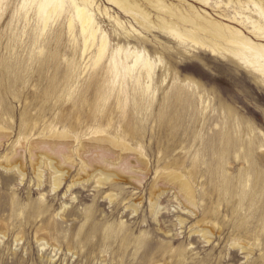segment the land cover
<instances>
[{"label": "rangeland", "instance_id": "374dc122", "mask_svg": "<svg viewBox=\"0 0 264 264\" xmlns=\"http://www.w3.org/2000/svg\"><path fill=\"white\" fill-rule=\"evenodd\" d=\"M164 1L188 12L191 4L264 44L252 27L264 30V21L246 0ZM31 6L0 0V165L26 175L21 182L0 168V264H264L262 74L159 28L142 30L109 0H93L110 49L95 64L97 48L69 25L65 8L44 30ZM116 49L124 67L127 50L147 54V91L124 72L103 73ZM96 131L141 150L149 168L136 152L94 145ZM53 169L68 174L57 191ZM101 170L114 172L108 186L90 177ZM169 172L188 181L195 208L162 179ZM152 199L161 206L156 219Z\"/></svg>", "mask_w": 264, "mask_h": 264}, {"label": "bare ground", "instance_id": "6f19581e", "mask_svg": "<svg viewBox=\"0 0 264 264\" xmlns=\"http://www.w3.org/2000/svg\"><path fill=\"white\" fill-rule=\"evenodd\" d=\"M30 1L32 5L31 9H33L34 15H36V17L44 24V30L51 20L53 13L57 12L59 9L65 8L67 18L69 19V25L71 26L73 22H76L79 27L80 36L84 39L85 44H92L97 48L95 64H97L106 53H109L110 49L107 50L109 47L107 36L102 35L101 39L99 38V26L96 22L92 9L93 0ZM109 1H111L125 13L131 15L134 21L142 30L159 28L173 36L184 39L192 48L211 51L214 55H217L221 58H229L235 60L242 64L244 67L251 69L256 73L262 74L264 80V44L251 39L238 29L227 28L220 23L212 21L207 17V15L198 12L191 4L188 5L190 12L189 13L188 10L180 9L178 6L168 4L164 0H145L149 5H151L152 9L159 14L154 20V16H152L149 11L144 9L135 0ZM246 2L248 5L253 6L254 12L264 21V0H246ZM241 8L245 10V6L241 5ZM252 27L256 32V37L264 39V30L259 26V24L252 23ZM131 29L135 33L142 35V32L135 29L133 26H131ZM86 49L87 46H85V50ZM121 53L122 49L113 50V52L108 56L107 62L103 67V73L106 71L107 75L110 72L113 74V77H117L119 74H122L124 72L126 75L131 76V82L133 83V86H140L147 91L148 86L146 84H148V82H142V79L146 78L150 81L153 72V63L150 61L147 54L139 50H127L124 54V58L126 60V66L124 67L122 66V56L120 55ZM130 71L135 74L131 75ZM93 81H91L90 84H92ZM95 82L97 89L101 91V88L98 87L99 82ZM102 95L103 94L100 92L99 97L101 98ZM100 133V131H96L94 133V145H96L97 143L101 144L104 142H110L112 143V145L119 148L122 152H136V155L142 163V166L146 169L149 168V162L141 150H138L136 148L133 149L124 143L113 141L108 137L98 136V134ZM65 137L67 138V136ZM82 146V150H84L85 145ZM22 167L23 166L19 165H16L14 167L5 166L2 164L0 165V168L4 169L7 172H17L20 175L21 182L26 179L24 171L25 169ZM53 170L52 191H57L61 188L63 181L67 178L68 174L63 169ZM130 171L132 174L134 173L136 175L134 169H131ZM37 175L39 177V180H41V183L39 184V186L41 187L43 185L42 180L45 177L43 176L42 171H40V173ZM113 176L114 172H108L107 170L104 172L101 170L100 174L99 172L94 171L93 176L91 175L90 177H93L92 179H94L97 187H102L108 186L110 183H112ZM130 178L131 180L134 179L135 181H141L139 180L138 176L130 175L129 179ZM162 179L176 182L180 189L179 192L188 206H191L193 208L196 207L194 192L188 181L183 179L182 175L176 174L174 172H169L167 174H164ZM77 183L78 182L76 181V183H73L70 186H76ZM80 183L82 182H79V185ZM137 185L138 184H136V186ZM158 193L159 194L157 195V198L159 199L163 192L159 190ZM106 198L111 204H113L115 203L117 196L114 194H108ZM150 204L151 212L156 219V217L160 213L161 206L159 205V202L154 201V199L151 200ZM126 208L133 214L137 213L139 209L136 203L131 202H129ZM183 224H185L184 221L179 220V225L183 226ZM199 232L203 233V231L201 230ZM206 235H209V233L206 232ZM203 236L205 237V234H203Z\"/></svg>", "mask_w": 264, "mask_h": 264}]
</instances>
